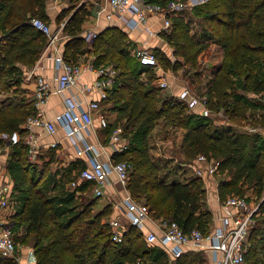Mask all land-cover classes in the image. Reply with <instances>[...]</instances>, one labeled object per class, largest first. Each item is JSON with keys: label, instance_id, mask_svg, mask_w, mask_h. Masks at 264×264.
<instances>
[{"label": "trees", "instance_id": "16d2710c", "mask_svg": "<svg viewBox=\"0 0 264 264\" xmlns=\"http://www.w3.org/2000/svg\"><path fill=\"white\" fill-rule=\"evenodd\" d=\"M68 1L73 6L54 20L59 25L76 7L62 28L67 34L64 60L75 63L88 53L95 66L111 64L118 70L103 110L107 111L106 105L112 103L109 109L118 113L109 120L107 133L120 125L128 138L127 149L113 157L131 163L126 182L130 196L138 201L143 198L153 217L175 220L184 232L192 228L203 233L210 230L212 213L206 203L203 179L193 175L167 180L179 164L169 166V161L161 163L153 156L151 132L156 121L163 118L171 129H184L178 163H190L199 154L217 161L221 201L230 195L247 199L245 193L249 191L258 200L263 199L264 133L249 131L245 125H264V0H206L192 7L201 15L198 36L190 34L183 17L174 16L173 30L162 38L174 47L172 55L183 62L172 60L161 48L151 49L164 70L186 64L195 67L210 45L214 47L210 58H216L219 52L204 93L212 111L223 109L227 123L222 125L212 116L188 111L184 101L141 79V72L148 73L150 79V74L153 79L157 74L141 65L135 54L130 56L131 39L120 26L100 30L88 48L81 32L91 9L85 3L77 7L75 0ZM149 1L165 5L170 0ZM44 7L45 0H0V91L17 85L20 80L13 75L30 69L44 50L46 36L29 24L34 15L47 19ZM34 113L33 101L25 98L0 102V132L18 131L20 135L19 141L9 147L6 161L17 202L11 216L15 241L22 230L21 240L31 245L37 264H156L164 254L159 246L146 242L139 228L128 226L121 239L113 241L108 221L102 220L111 214V205L96 211L99 198L90 194L88 184L70 187L79 171L77 175H71L69 167L52 171L53 152L49 149L45 155L49 153L50 159L42 164L29 160L21 124ZM74 197L84 200L76 201ZM263 244L264 217L253 215L245 264H258L256 255ZM196 258L202 260L199 253H184L174 263L194 264ZM0 264L18 262L0 255Z\"/></svg>", "mask_w": 264, "mask_h": 264}, {"label": "built area", "instance_id": "2783aa9c", "mask_svg": "<svg viewBox=\"0 0 264 264\" xmlns=\"http://www.w3.org/2000/svg\"><path fill=\"white\" fill-rule=\"evenodd\" d=\"M85 2L86 0H80L77 7ZM92 3L94 24L82 26L81 32V36L89 45L97 33L107 26H122L129 31L144 29L148 37L162 40V35L170 32L172 18L184 8L192 6L190 0H170L165 5L149 0H92ZM67 19L60 21L57 29L38 17L29 19V24L46 36L47 43L44 51H50L52 54L57 73L51 78H46L43 75L34 74L33 70L28 72V78H34L32 100L35 113L26 118L21 128L25 130L24 143L29 160L40 164L41 150L45 147H56L58 141L43 144L35 129L40 128L54 135L57 126H60L65 137L76 140L75 143L80 144L76 147V155L86 157L88 160V165L79 170L77 178L70 182V187L75 188L81 183H86L89 185L91 195L101 198L105 195L106 188L113 186L114 182H118L126 190V182L131 170L129 161H117L113 157L114 154L126 150L129 144L120 125L115 126L108 134L106 144L90 142L87 139L95 122L102 129L108 127L109 119L101 112L102 104L108 98L118 70L111 64L95 66L91 57L75 63L65 61L61 47L67 38L62 35V28ZM135 55L141 65L151 67L157 74L154 79V82H157L156 86L162 89L170 87L166 77L167 71L158 63L149 47H137ZM85 72L94 73V78L88 83L81 81ZM72 87H77L83 95L95 94L96 97L86 99L81 95H64ZM51 94L63 96V109L52 118L45 119L42 108ZM175 97L187 104L188 111L202 116L215 115L218 124H224L220 117L223 109L213 112L207 106L206 95L197 96L185 85ZM197 107H199L198 110ZM248 130L256 131V128L248 127ZM19 139L18 131L10 134L0 132V155L3 149H8ZM104 152L107 153L105 158L102 157ZM187 166L192 168L195 176L201 177L203 181L205 176H215L218 184V163L212 156L199 154L194 161L187 163ZM113 176L115 179H112ZM116 207L121 209V213L108 221L113 241H119L124 230L128 226H134L143 232L148 244L160 246L171 258L176 259L187 250L195 249L212 254L215 264H245V245L255 209L243 196L230 195L223 200L222 207L227 210V213L214 218L217 223L208 233H203L198 228L184 232L175 220L153 217L149 207L144 202L133 199L128 192ZM16 208L12 179L7 168L3 167L0 169V215L3 213L7 215L0 216V255L19 263V246L11 228V216ZM147 220H150L157 229L147 228Z\"/></svg>", "mask_w": 264, "mask_h": 264}, {"label": "crops", "instance_id": "0c3cea01", "mask_svg": "<svg viewBox=\"0 0 264 264\" xmlns=\"http://www.w3.org/2000/svg\"><path fill=\"white\" fill-rule=\"evenodd\" d=\"M68 3H70L67 0ZM65 0H45V7H44V13L49 16L50 18H56L64 9L67 8L69 5ZM86 7L90 10L91 9V15L88 16V18L83 22V27H87L88 25H93L94 24V17H93V11H94V6L92 3V0H86L85 2ZM76 8V7H75ZM74 9H72L69 13H67L63 19H67L73 12ZM62 19V20H63ZM121 29L125 30L131 39V46L133 48H139L143 46H147L150 49L152 48H159L158 46H162L163 51H166V54L168 56H171L172 52L169 48L165 47L164 41H162L159 38H154V37H148V34L144 29H137V30H132L129 31L125 27L120 26ZM2 36V31H0V37ZM67 39V38H66ZM65 39V40H66ZM65 42V41H64ZM64 44V43H63ZM91 46L88 44V48ZM62 50H63V45H62ZM168 49V50H166ZM211 52L209 53V55ZM217 55L219 56V52H217ZM218 56L216 57V61L212 62L210 64H206L205 66L206 70L212 71L215 67V65L218 62ZM89 57H92L88 53L82 55L79 59V61L87 60ZM175 59V58H174ZM54 62L52 60V54H50V51H43L39 58L36 60L35 64L28 70L24 71L25 72V82L22 87H24V91L22 92V95H24L25 99L27 101L32 102V96H33V90H34V78H28V72L30 70H33L34 74H40L43 75L46 78H51L56 75V70L54 67ZM175 76V75H174ZM166 77L168 81L170 82V87L167 88L169 91V94L173 96H177V94L181 91V88L183 87V84L181 83V78L176 77V79L172 78L170 76V73L167 71L166 72ZM94 78V73L93 72H85L82 77L81 81L88 83ZM81 95V97H84L86 99L89 98H95V94H82L79 92V89L77 87H72L69 91L65 92L64 95ZM106 103L102 104L104 106ZM63 109V96L59 94H51V96L48 98L47 103L43 106L42 108V115L45 119H50L52 118L56 113L60 112ZM197 110L199 107L196 108ZM102 114L107 115L106 111L103 109L101 110ZM256 118H259V113L256 115ZM251 127L256 128V131H260V133H264V125H256ZM35 132L38 134L40 142L43 144H49L53 142L54 140L58 141V144L56 147H48V148H43L40 152V159L42 164L45 160L50 159L49 153L45 155L46 151L49 149L53 153L52 158L53 162H51V165H58V167L55 170H61L62 168H67L69 167L71 170V175H77L78 171L84 168L85 166L88 165V160L86 157L83 156H77L76 155V147L77 145H80L79 143H75L76 140H72L70 138H67L64 136L63 129L60 126H57V131L54 135H51L47 133L44 130H41L40 128H36ZM87 139L90 142H97L99 144H106L107 139H108V133L106 129H102L97 126V123L95 122V126L93 129L90 131L89 135H87ZM173 141L172 139H170ZM102 142V143H101ZM172 145L174 144L171 143ZM155 145V142H154ZM166 145H170L166 144ZM159 147V146H158ZM8 149H3L1 155H0V169L3 167H6V161L8 158ZM169 155H166L164 152H162V158H164L163 161H169L172 165L176 166L179 164V167H176L175 170L172 173H169L168 176L166 177L167 180H172V179H180L182 180L183 178H188L190 176L195 175L194 171L192 168L187 166V163H178L182 156L181 152L179 149V144L176 145L171 151ZM107 156V153L104 152L102 155L103 158ZM176 161V162H175ZM168 162V164H169ZM170 165V164H169ZM204 166V164H200ZM58 175H61V172L58 173ZM112 179H115L114 176ZM204 186L206 189V203L209 208V210L212 213V222L209 225V229L217 223L216 218L217 216L224 215L226 214L227 210H224L222 207V202L219 196H218V190H217V179L216 177H211V176H205L204 177ZM127 189L124 190L123 187L118 183L114 182L113 186L106 188L105 195L101 198L96 203L95 209L96 211L101 210L103 207L106 205H111V214L107 217H104L102 220L103 221H109L111 219L116 218L120 213L121 209L117 208L115 205H118L121 203V200L123 196L127 193ZM129 193V192H128ZM91 194V193H90ZM119 198V199H118ZM105 199L108 202H105ZM117 199V202H114V200ZM225 200V199H224ZM100 201V205H99ZM7 215V213H3L0 216ZM147 228L156 230V226L150 221H146ZM20 234V232L18 233ZM15 236V234H14ZM156 245V244H155ZM19 246V253H20V261L18 264H37L33 248L30 247H20V243H18ZM158 246V245H157ZM160 247V246H159ZM162 253L170 260H176L175 258H171L162 248L160 249ZM184 253H190L192 256H195L196 254H200L202 256V263L203 264H215L212 259V254H210L207 251H200V250H195V249H190L187 250ZM183 253V254H184Z\"/></svg>", "mask_w": 264, "mask_h": 264}, {"label": "rangeland", "instance_id": "374dc122", "mask_svg": "<svg viewBox=\"0 0 264 264\" xmlns=\"http://www.w3.org/2000/svg\"><path fill=\"white\" fill-rule=\"evenodd\" d=\"M184 1V0H181ZM206 0H190V4H192V6L190 8H184L177 16H181L183 17L184 21L187 22L189 24V27L191 29L190 34L192 35H196L198 36V33H200L201 31V26H202V22H201V15L199 14V11H195V10H191V8L194 6H198L201 5L203 2H205ZM65 2H67V0H65ZM75 2L78 1L75 0ZM68 3V2H67ZM69 5L67 6L66 9H69L70 7L73 6L74 3H68ZM33 17H38L42 20H44L45 22H47L48 24H50L54 29H57L58 24L54 21V18H50L49 16H47V19H44L40 16L34 15ZM173 19V18H172ZM174 24H172L173 26ZM174 28V26H173ZM173 28H170L173 30ZM62 35L67 36L66 33L62 32ZM165 43V47L169 48L171 50V52L173 51L174 47L171 46L169 43H167L165 40H163ZM159 48H163L162 46H158ZM213 46H209L207 48L206 51V56L205 55H201L198 58L197 64L195 65V67L191 66L190 64H186L181 65L180 67H176L174 70L168 69L166 71H168L170 73V76L174 79H176V77H180L181 78V83L183 84V86L187 85L190 90L196 94L197 96H202V95H206L204 93L206 86L208 84V81L210 80L211 76H212V71L210 70H206L205 66H207L206 64H210L212 62L216 61V58H210L209 53L213 51ZM45 49V48H44ZM163 50V49H162ZM168 50V49H166ZM44 51V50H43ZM42 51V52H43ZM166 53V51H165ZM130 56L136 54V49L135 48H131L130 50ZM172 58V60H180L181 62H183V59H181L180 57H174L172 54L170 56ZM175 58V59H174ZM113 63V62H112ZM198 70V71H196ZM195 72H199L200 75L196 76ZM17 74V75H16ZM15 75L13 76H17V78L20 80V82L17 85H11V88L5 90V91H0V102L1 103H7L9 101L11 102H15L18 99L21 98H25L24 95H22V92L24 91V87L23 84L25 82V72H16ZM175 75V76H174ZM151 79L149 77V74L146 72H141L140 74V78L143 79L144 81H146L147 83L150 82L154 85H156V83L154 82V76H152V74H150ZM3 78V77H2ZM150 80V81H149ZM165 92L169 91L167 90V88L164 89ZM207 97V96H206ZM16 99V100H15ZM112 105V103H108L106 105V108H110ZM105 106V105H104ZM106 111L107 115H108V119H114L115 117L118 116V113L116 111L113 110H108ZM222 109V108H220ZM214 112V111H213ZM214 114V113H213ZM213 119L217 122V117H215V115H212ZM222 118V120L224 121V124L227 123V119L225 117V113L223 111L222 116H220ZM219 118V117H218ZM246 128L251 127L249 126V124L245 125ZM152 141H153V148H152V153L153 156L157 159V161H161V163H164V158H162V152H164L166 155H169L171 152V150L178 144L181 143L182 141V135L184 133V129L181 128H177L175 130L171 129L170 125L167 123V120L163 119V118H159L156 121V125L154 127V129L152 130ZM170 139H172L173 141H171ZM155 142V145H154ZM174 144L172 145L171 143ZM170 145H166L169 144ZM159 146V147H158ZM176 162V161H175ZM169 166H173L170 162H169ZM52 167V171H56L55 169L58 167V165H51ZM219 177V175L217 176ZM54 192H57V189L54 190ZM53 192V193H54ZM247 200L249 201V204L252 206V208L255 209L254 211V216L258 217V219L264 217V205H262L263 199L261 198L260 200H258L255 196H252L251 191L246 192L245 193ZM264 198V197H263ZM119 199V198H118ZM140 201H144L143 198H139ZM74 200L76 201H81L84 200V197H74ZM104 200L105 202H108L105 199H101ZM118 200L115 199L114 202H117ZM99 205H100V201H99ZM116 206V205H115ZM21 234V235H20ZM20 237L19 240H17V242L19 241L20 243V247H30L31 245L26 242L25 240L22 241V230H20ZM21 253V252H20ZM256 259H259L260 261H258V264H262V262L264 263V244L262 246L259 247L257 255H256ZM203 260L200 259H195L194 264H203L202 263ZM166 263V264H175V260L170 261L165 255L163 257H161L157 263ZM156 263V264H157ZM145 264H149V262L145 263ZM177 264H181V263H177Z\"/></svg>", "mask_w": 264, "mask_h": 264}, {"label": "water", "instance_id": "95a60500", "mask_svg": "<svg viewBox=\"0 0 264 264\" xmlns=\"http://www.w3.org/2000/svg\"><path fill=\"white\" fill-rule=\"evenodd\" d=\"M264 199V198H263Z\"/></svg>", "mask_w": 264, "mask_h": 264}]
</instances>
